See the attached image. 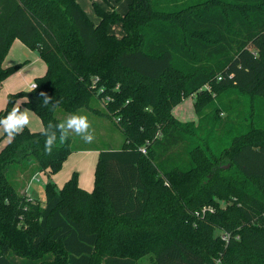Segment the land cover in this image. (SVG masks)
I'll list each match as a JSON object with an SVG mask.
<instances>
[{"label": "trees", "instance_id": "trees-1", "mask_svg": "<svg viewBox=\"0 0 264 264\" xmlns=\"http://www.w3.org/2000/svg\"><path fill=\"white\" fill-rule=\"evenodd\" d=\"M93 7L97 22L77 0H0V84L24 63L2 64L14 39L46 64L36 89L9 93L0 110L23 99L42 122L0 149V264H264V0ZM189 96L197 123L172 114ZM229 100L246 110L218 140ZM84 107L113 120L122 144L99 150L90 191L73 171L59 188L45 182L41 204L7 169L58 172L70 139L47 154L42 129L61 122L57 108Z\"/></svg>", "mask_w": 264, "mask_h": 264}, {"label": "rangeland", "instance_id": "rangeland-1", "mask_svg": "<svg viewBox=\"0 0 264 264\" xmlns=\"http://www.w3.org/2000/svg\"><path fill=\"white\" fill-rule=\"evenodd\" d=\"M79 1L81 3H79ZM79 1H78L79 5L82 7V9L85 11V13L88 15L89 18L91 15H95L94 7H93L94 3L101 5L105 3L104 0H79ZM130 1L131 0H110V5H112L120 15H123L127 11ZM87 12H89V14ZM1 89L2 86L0 85V91H2ZM91 105L94 107L103 108L99 100L96 99L91 100ZM227 105L231 109V114L227 116L226 113H220L219 116L220 126L215 131L216 135L214 137L215 139L218 140H222L225 137H227V135L230 134L229 133L230 130L228 129V124L233 122L235 126L237 124L236 121H239V119L242 117L244 108L246 107L244 102L241 101L239 102L235 100L227 101ZM179 108L181 109L180 112H184V115L182 114L181 116L182 119L190 120L192 117L195 116V112L193 108V98L191 96L182 100L179 104H177L175 111H178ZM211 109H212L211 107H206L202 111V113H205V115H209L211 113ZM29 113L32 117H36L38 119L35 113H34L35 115L33 114L32 111ZM80 113L86 114L88 116L92 126L91 130L94 132L95 139L91 143H86L80 136L71 133L69 135V139H70V147L72 151H75L77 149H84V148L118 149L121 146L123 141V136L119 126L113 120L101 115H97L93 113L90 109L85 107L77 111V114ZM55 114L62 122L72 113H67L62 109L57 108ZM178 117L181 118L180 116ZM195 123H197V121H195ZM202 123H203L202 127L199 128L202 129L201 132H204L210 126L207 117L203 118ZM2 133L3 130L0 129V143H2L7 138V135L2 137ZM36 165L37 164L35 161H30V162H25L22 166L21 165L17 166L15 164L9 166V168L7 169V173L9 174L11 181L18 188V190H22L24 185L25 187L27 186L26 182L28 181V179L31 178L32 176L31 173L34 171V167ZM15 177L17 178V181L14 179ZM45 179H47L46 174L38 173L37 176L33 178V180H31L29 183L31 190H29L28 192H30L31 196L34 199L38 200L41 204H43L45 198L44 196ZM215 233H219V231L215 230ZM137 264H153V263H152V259L149 258V255H145L137 260Z\"/></svg>", "mask_w": 264, "mask_h": 264}, {"label": "crops", "instance_id": "crops-1", "mask_svg": "<svg viewBox=\"0 0 264 264\" xmlns=\"http://www.w3.org/2000/svg\"><path fill=\"white\" fill-rule=\"evenodd\" d=\"M104 2L105 3L103 5L101 4L99 5L105 8L109 7L110 0H104ZM79 3L81 2L79 1ZM111 7L113 6L111 5ZM87 13L89 14V12ZM90 18L94 22L98 21L96 15H91ZM110 32L113 33L116 37H121L123 35L121 23H115L111 25ZM23 61L24 63L20 67V69H18L16 72L12 73L8 77H6L0 84L2 86L1 89L2 91H0V110L4 108L6 104V98L9 93L17 92L20 90L32 89L34 78L37 76H41L42 74H44L46 70V64L39 57L38 52L36 50L29 49L20 40L16 39L12 42L10 50L6 55V57L4 58L2 64L3 66H8ZM22 101L23 99H19L17 101V105H21V109L26 108L21 104ZM176 106H174L172 109V114L176 119L182 122L197 121L196 113L195 116L192 117L190 120L182 119L181 116L182 114L184 115V112H180L181 110L180 108L178 109V111H175ZM176 114L181 118H179ZM29 117H30V123L27 127L32 131L40 130L42 128V122L40 118L38 116H37L38 119L36 117H32L30 113H29ZM7 141H9L8 137L2 143H0V149L5 145V143H7ZM99 150L101 149L84 148V149H77L75 151H71L67 156L66 160L63 162L62 167L58 172L49 176L46 174L47 179H45V182L51 180L59 188L71 176L72 172L76 171L78 174V185L81 188L90 191L93 188L94 169L98 158ZM40 173L45 174L43 172ZM29 190H31L30 187ZM30 197L33 198L32 196Z\"/></svg>", "mask_w": 264, "mask_h": 264}, {"label": "clouds", "instance_id": "clouds-1", "mask_svg": "<svg viewBox=\"0 0 264 264\" xmlns=\"http://www.w3.org/2000/svg\"><path fill=\"white\" fill-rule=\"evenodd\" d=\"M37 85H32V90L36 89ZM45 105L52 101L45 92L39 93ZM24 102L28 103V98H24ZM29 109H21V105H16L3 118H0V129L7 135L9 142L15 139L24 128L30 123ZM92 126L86 114L72 113L64 121L53 124L49 122L47 126L43 127L41 134L45 137V152L51 154L52 149L60 143L67 141L71 133L80 136L86 143H91L94 139V132L91 130ZM216 264H220L219 261Z\"/></svg>", "mask_w": 264, "mask_h": 264}, {"label": "built area", "instance_id": "built-area-1", "mask_svg": "<svg viewBox=\"0 0 264 264\" xmlns=\"http://www.w3.org/2000/svg\"><path fill=\"white\" fill-rule=\"evenodd\" d=\"M32 85H33V84H32ZM140 150H141L142 152H145V148H144V147H141ZM37 174H38V173H36V174H34V175L31 176V178L29 179V181H28V183H27L26 190L29 189V187H30V186H29L30 181L33 180V178H35V177L37 176ZM30 198H31V197H30ZM222 237H223L224 239H226V238H227V235L224 234Z\"/></svg>", "mask_w": 264, "mask_h": 264}]
</instances>
